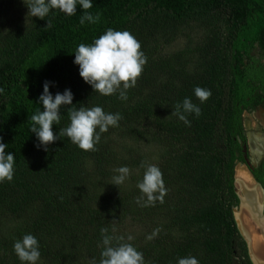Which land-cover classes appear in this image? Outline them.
I'll list each match as a JSON object with an SVG mask.
<instances>
[{"label": "trees", "instance_id": "obj_1", "mask_svg": "<svg viewBox=\"0 0 264 264\" xmlns=\"http://www.w3.org/2000/svg\"><path fill=\"white\" fill-rule=\"evenodd\" d=\"M91 2L87 11L100 15L98 23L81 25L78 4L74 15L54 9L45 19L27 15L26 5L21 20L0 24V142L15 155L13 179L0 182V264H22L13 245L25 234L39 242L37 264H99L101 228L127 237L140 225L131 243L145 264H178L189 256L198 264H250L231 212L232 136L245 97L264 91V0ZM109 27L130 31L147 57L127 100L94 92L74 63L78 45L92 44ZM179 37L182 46L164 52ZM46 81L53 96L70 89L72 107L121 114L118 127L100 134L96 151L67 137L47 151L37 147L30 117L43 110ZM197 86L211 91L207 101L195 96ZM186 97L201 109L199 116L186 114L190 125L171 114ZM67 107L53 125L58 137L70 123ZM149 145L166 194L163 203L143 207L136 202L142 195L137 184ZM121 166L140 174L125 185L110 184Z\"/></svg>", "mask_w": 264, "mask_h": 264}, {"label": "clouds", "instance_id": "obj_2", "mask_svg": "<svg viewBox=\"0 0 264 264\" xmlns=\"http://www.w3.org/2000/svg\"><path fill=\"white\" fill-rule=\"evenodd\" d=\"M31 17L45 19L51 10L58 9L66 15H74L79 4L84 10L80 18V24L98 23L100 15H92L91 0H24ZM52 26L51 20H47L45 27ZM74 63L79 66V75L92 86L94 92L103 96L119 93L118 98L127 100V91L136 86L141 77L147 57L141 50L139 40L127 30L118 31L109 27L104 34L94 40L92 44L80 43L75 50ZM4 90L0 88V93ZM195 96L201 103L207 101L211 91L197 86L194 89ZM39 102L43 110H37L30 119L32 126L30 132L35 133L39 141L37 147L53 144L58 138L67 137L84 151H96V145L100 142L101 133L107 132L109 127H118L122 119L120 113H106L101 106L87 107L81 105L73 106V93L65 89L63 93L57 92L55 96L49 91V82L43 85V92L39 96ZM67 107L70 123L59 129V137L53 131V125L61 123V108ZM154 110V109H153ZM199 116L201 109L194 104L190 98H185L182 103L174 106L172 115L178 117L186 125H190L186 114ZM99 129V131H97ZM2 141V137H0ZM7 144L0 142V182L11 181L14 176L15 155L6 152ZM142 167H145L143 164ZM118 175L113 176L112 182L119 186L130 176L131 170L127 166L115 169ZM137 187L142 195L137 197V204L143 207L154 205L157 200L163 203L166 188L163 181V173L158 166L148 164L145 167L143 178ZM160 231L155 229L147 236L148 240ZM103 249L99 264H145L143 253L138 251L131 241L132 235L127 237L108 234L107 228L100 229ZM13 250L22 264H37L41 253L39 242L32 234H25L22 239L14 242ZM92 264H96L93 260ZM178 264H198L195 257H184L178 260Z\"/></svg>", "mask_w": 264, "mask_h": 264}, {"label": "flooded vegetation", "instance_id": "obj_3", "mask_svg": "<svg viewBox=\"0 0 264 264\" xmlns=\"http://www.w3.org/2000/svg\"><path fill=\"white\" fill-rule=\"evenodd\" d=\"M244 100L246 103L244 106H239L238 126L232 136L236 145L232 173V191L236 201L232 207H239V199H242L243 191L251 190L255 194L254 201L258 206L256 210L264 216V91L254 89L251 96L245 97ZM236 165H240V170L244 169L246 174H235ZM249 184H252L253 188L246 186ZM254 187L257 188V192ZM253 210H255L254 207L246 209L240 212L239 216L243 225L242 229L245 234L247 233L244 235L248 236L250 251L255 257L254 262L250 259L247 241L239 233L233 214L232 219L243 242L245 250L243 260H248L250 264H264V230H259L256 222L257 211Z\"/></svg>", "mask_w": 264, "mask_h": 264}, {"label": "rangeland", "instance_id": "obj_4", "mask_svg": "<svg viewBox=\"0 0 264 264\" xmlns=\"http://www.w3.org/2000/svg\"><path fill=\"white\" fill-rule=\"evenodd\" d=\"M0 2H4L1 4V7H0V24L4 25V28H7L16 20H21L23 18V16L25 15L26 4L24 3V0H12L10 4H6L5 0H0ZM183 42H184L183 37L177 38L175 41H173L169 46H167L164 49V52H172L176 49H179L182 46ZM249 119H251V118L249 117ZM144 149L148 152V157H149V158H147L146 166L148 164H154L155 165L156 155H157L155 147L149 145V146H146V148H144ZM239 166L240 165H236L235 174L245 175L246 174L245 170L244 169L240 170ZM133 174L139 175L140 173L138 171L133 170V171H131L130 176ZM115 175H118V173L115 172L114 176ZM129 177L123 183L124 185L127 184V182L129 181ZM236 178H238V177H236ZM246 186L248 188H250V187L253 188L252 184H249ZM254 189L256 192L258 191L256 187H254ZM237 208H239V207H236V209ZM9 225H10V223H9ZM131 227L132 228L130 229V232H129L130 235H137V234L142 232V226L141 225L140 226H131ZM254 258L255 257L253 256V259Z\"/></svg>", "mask_w": 264, "mask_h": 264}, {"label": "water", "instance_id": "obj_5", "mask_svg": "<svg viewBox=\"0 0 264 264\" xmlns=\"http://www.w3.org/2000/svg\"><path fill=\"white\" fill-rule=\"evenodd\" d=\"M254 200H255V194H254L253 191H251V190L243 191V197H242V199H239V208H237V209H236V207H232L231 208V212L233 214L236 227H237L239 233L247 241L249 256H250V259L253 262H254V259H253L252 253L250 251L251 250L250 249V244H249L248 238L245 236L246 235L245 232L242 229L243 228V225H242V222H241L239 213L240 212H244V210L246 211V209L249 210V209H251V207H254L255 210H253V211H255V212L257 211L256 212L257 218H258L256 220V222L258 223L257 226H258V228H259L260 231H263L264 230V216L260 215L258 213V210H256L258 206H257V204H256V202Z\"/></svg>", "mask_w": 264, "mask_h": 264}]
</instances>
